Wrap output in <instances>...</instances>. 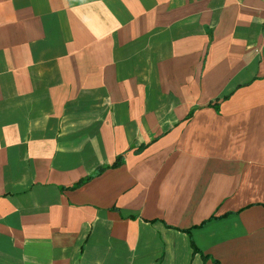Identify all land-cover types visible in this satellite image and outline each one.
I'll list each match as a JSON object with an SVG mask.
<instances>
[{"label":"crops","instance_id":"crops-1","mask_svg":"<svg viewBox=\"0 0 264 264\" xmlns=\"http://www.w3.org/2000/svg\"><path fill=\"white\" fill-rule=\"evenodd\" d=\"M0 264H264V0H0Z\"/></svg>","mask_w":264,"mask_h":264},{"label":"trees","instance_id":"trees-1","mask_svg":"<svg viewBox=\"0 0 264 264\" xmlns=\"http://www.w3.org/2000/svg\"><path fill=\"white\" fill-rule=\"evenodd\" d=\"M121 163H122V161H121V157H119V158L116 160V162L114 163V166H118V165H120ZM100 172H101V171L98 170L95 174L97 175V174H99ZM92 177H93V176L91 175V176L87 177L86 179L79 181L78 183H76V184H74L72 187H70L69 189H75V188L79 187L80 185H82V184H84L85 182H87L88 180H90V178H92ZM186 232L189 233L188 230H187ZM191 247H192V249H193L194 252H198V249L195 247V245L193 244L192 241H191Z\"/></svg>","mask_w":264,"mask_h":264}]
</instances>
